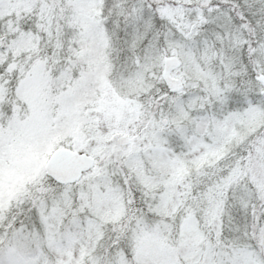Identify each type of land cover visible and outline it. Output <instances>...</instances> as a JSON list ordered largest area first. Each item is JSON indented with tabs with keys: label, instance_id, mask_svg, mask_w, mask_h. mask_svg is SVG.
Returning <instances> with one entry per match:
<instances>
[{
	"label": "snow or ice",
	"instance_id": "6c2138e0",
	"mask_svg": "<svg viewBox=\"0 0 264 264\" xmlns=\"http://www.w3.org/2000/svg\"><path fill=\"white\" fill-rule=\"evenodd\" d=\"M0 264H264V0H0Z\"/></svg>",
	"mask_w": 264,
	"mask_h": 264
}]
</instances>
